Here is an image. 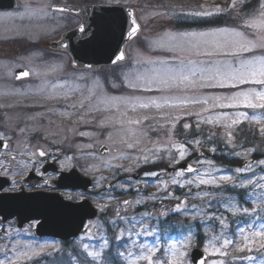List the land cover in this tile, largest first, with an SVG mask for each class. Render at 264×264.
<instances>
[{
    "label": "rangeland",
    "instance_id": "obj_1",
    "mask_svg": "<svg viewBox=\"0 0 264 264\" xmlns=\"http://www.w3.org/2000/svg\"><path fill=\"white\" fill-rule=\"evenodd\" d=\"M21 1L23 5L20 10L13 11L14 13H0V47L4 42L19 37L37 36L43 37V41L56 39L79 24V21L72 16L52 12L51 6L64 0ZM100 1L135 9L143 26L142 34L127 50L128 61L119 65L117 69L76 72L64 54L58 55L57 60L50 59L46 62L42 61L43 54L40 52L13 56L9 60L0 58L2 136L9 135V140L12 139L17 144L41 138L45 144L60 147L61 168L64 171L77 168L96 181L92 191L62 195L69 199L91 200L98 207L100 216L87 222V228L91 229L90 233L83 231L68 245L57 239L38 238L35 234V223L19 228L15 222H9L1 233L0 261L4 264H9L10 261L12 264H63L61 259L66 252L74 264H81L82 260L87 261V264H128L127 252L139 251L137 245L133 243L136 233L140 232L142 225H147L155 235H141L139 241L151 244L158 236L161 251L157 252L156 256L162 259L171 258L166 252L168 244L185 240L187 237L186 247L182 249L187 254L183 260L184 264H191L190 253L199 246V242L205 249L209 247V240L213 236L221 234L220 220L211 219V214L223 218L224 224L227 225L223 229L225 236L242 246L243 240L240 238L239 228L243 227L246 232H250L261 230L260 225H264V189L258 186L264 183V180L260 179L264 177V165L258 163L264 160V133L260 131L264 128V109L236 112L234 109L222 108L223 114L218 113L214 118L210 117L212 114L207 110L199 120L190 119L185 122L182 126L185 134L179 136L176 130L181 124L178 120L185 112L179 102L186 96L173 94L168 90L170 86L162 85L158 81L153 82L156 69L161 62L174 65L179 61L152 60L159 56L155 50L169 52L166 43L167 34L174 33L172 21L180 14L189 17L196 16L194 15L196 12L212 14L223 12L232 17L241 16L244 18L242 24L244 30L241 32L252 40L259 39L264 35V29L247 25L252 20L264 19L261 15L264 13V0H260L261 5L255 8V16L248 19H245V14L241 11L242 4L247 0H235V7L233 0ZM8 45L11 54L12 44ZM260 55H264V50L257 48L246 58ZM207 61L209 60H204ZM19 67L31 69L33 77L26 84L17 86L13 72ZM181 85L186 84L181 83L178 86ZM249 88L260 90V86H245L217 94L195 93L190 95L189 99L226 97L236 91ZM220 102L222 101L209 99L205 107L220 108L212 107L214 103ZM143 104L149 106L145 108L142 107ZM244 112L247 118L238 115ZM253 116L260 119H252ZM133 120L139 123H129ZM233 120L237 123L233 124ZM241 121L248 123L247 129L250 130L249 134L244 136L239 130V127L245 128ZM185 124L190 127L185 128ZM192 129L194 130L191 131ZM229 133H231V144L228 143ZM185 136L188 137L187 143L184 142ZM215 142L220 147L227 146L224 154L237 158L238 165L225 167L215 160L211 161V164L207 163V160H196L202 165L200 173L211 170L217 177L233 175L237 185L243 181L246 187H233L229 183H223L219 187L208 185L199 188L195 185L180 187L171 183L175 175L168 174L166 170L146 172L158 175L151 176L145 173L142 181H135L132 178V175L138 173L141 168L149 169L143 166L153 163L176 166L187 156L196 153L204 143H208L217 151L213 146V144L218 146ZM101 143H106L111 148V153L106 157L97 154V147ZM128 144H132L133 147L129 148ZM180 145H185L187 148L183 159H180L178 154ZM66 149L69 152H65ZM145 156L148 157L147 161L144 159ZM258 157L252 171L244 173L235 171L237 168H245L248 160ZM176 178L183 181L192 176ZM248 179H253L257 185H247ZM161 181L168 182L166 189ZM140 182L144 183L146 188L142 193L134 191V187ZM107 183L113 184L114 187L105 190ZM187 187L191 188L189 194H185ZM178 189H183L182 195L177 193ZM198 192L200 196H197ZM204 192H209L211 195L204 196ZM183 198H186V204L181 205L180 201ZM138 200L141 203L137 204ZM124 201L132 203L125 206ZM177 205H180V211L176 210ZM229 208H238L240 211H229ZM244 208L248 209L247 214L243 213ZM205 212L209 215H204ZM193 215L196 219H193ZM133 218L135 223H129ZM105 223H108L110 228ZM175 224L178 225L175 226L176 228L172 227L168 232L166 231L165 227ZM121 230L132 231V239L127 238L126 231L125 238L118 240L116 237ZM167 234H169L168 238H164ZM103 239L109 242L103 249V258L93 260L84 250L83 245L85 243L90 245L88 251L100 250L99 246L103 243ZM221 242L216 241L217 245ZM250 247V251L247 248L241 251L230 246L227 257L210 255V258L223 259L225 264H259L264 260V249H260L258 245ZM24 252L28 255H18ZM120 252L125 255L120 256ZM138 264L145 262L139 261Z\"/></svg>",
    "mask_w": 264,
    "mask_h": 264
},
{
    "label": "snow or ice",
    "instance_id": "obj_2",
    "mask_svg": "<svg viewBox=\"0 0 264 264\" xmlns=\"http://www.w3.org/2000/svg\"><path fill=\"white\" fill-rule=\"evenodd\" d=\"M233 7H235V0H233ZM66 8H56L54 11H66ZM219 11V9H218ZM194 15L197 16H208L212 15L211 12H196ZM264 16V13L261 14ZM135 24V21H133ZM248 27H258L264 29V19L252 20L248 23ZM137 28H133L129 32L131 37L133 32ZM83 31V29H81ZM168 51L184 53V52H194L196 55H203L207 57L211 56H223L230 59L224 60H209L207 62L192 60V59H183L177 57L179 60L176 64H169L167 62H161L158 69H156V76L153 82H159L165 86H178L179 84H189L192 86L199 87H231L239 88L240 85L251 84L260 86V90L256 88H249L247 90H239L232 93L226 97H210L208 99H196L191 98L192 103H203L208 104L209 99L213 101H222L219 104H213L212 107L220 108H248V109H264V55L253 56L251 58H246L245 54L253 53L257 48L264 50V35L260 36L257 40L249 39L245 36L243 32L236 31L235 29H217L211 32H200V33H179V34H167ZM124 54L120 53L117 59H123ZM21 76H28V72H22ZM226 101V102H223ZM148 104H143L142 107L147 108ZM160 107V105H156ZM208 109H205L207 111ZM227 115V114H225ZM238 115L245 116L246 113H239ZM252 119L259 120L260 117L253 116ZM211 122V121H209ZM242 122V121H241ZM129 123H139V121H129ZM233 124L237 123L236 120L232 121ZM185 128H189L190 125L185 124ZM261 133H264V128L260 129ZM229 139L228 143L231 144V133L228 134ZM199 143V141H196ZM128 147H133L132 144H128ZM187 148L185 145H180L178 149L179 158L183 159L186 155ZM240 155L239 153H236ZM39 155L41 157L45 156L44 151H40ZM145 161L148 160V157H144ZM207 163L211 164V161ZM260 165H264V160L258 161ZM252 163H248L245 168H237L235 171L237 173H244L246 171H252ZM195 173L194 176L190 179H185L181 181L176 177H184L185 173ZM146 175L156 176L157 173H146ZM264 180V177L260 178ZM165 189L168 187L167 181H161ZM172 184L184 187L186 185H195L199 188L202 185L216 186L219 187L223 183H229L233 187H246V184L242 181L238 185L233 178V175H220L216 176L211 170L200 173V170L192 165H188L186 169H181L175 173V176L171 180ZM247 185L256 186L257 182L253 179L247 180ZM261 189H264V183L258 185ZM201 194L198 192L197 196ZM204 196H209L211 193L204 192ZM167 198V197H165ZM132 202L124 201V205L128 206ZM137 204L141 201H136ZM186 204V202H184ZM210 204V201H209ZM195 207V205L193 206ZM103 210V209H101ZM176 210L180 211V205L176 206ZM229 211L238 212L240 209L229 208ZM243 213L247 214L248 209H242ZM119 215V213H117ZM204 215H209L207 212ZM211 219H219L222 231L219 236H213L209 240V247L205 248V252L211 256L215 257H227L229 255V247L239 248L243 251L245 248L251 250L250 246L258 245L260 249H264V225H260L261 230H253L246 232V229L241 227L238 229L240 238L243 240V245L236 244L233 239L225 236L223 229L227 227L224 224L223 218L216 217L215 214H211ZM120 219H124L120 217ZM193 219H196V216L193 215ZM113 223H115L113 221ZM129 223H135V219L129 221ZM127 231V238L132 239L133 232L130 230H121L119 235L116 237L119 239L125 238V232ZM144 236H154L155 233L149 229L147 225H142L140 232L136 233V239L133 241L137 245L139 251L138 253H133L131 251L127 252L128 264H138L139 261H144L145 264H184L183 257L186 256V251L182 250L186 247L187 237L185 240L173 241L167 245L166 252L171 257L170 259H162L156 256L157 252L161 251L160 248V239L157 236L156 239L151 243H141L139 237ZM216 241H222L217 245ZM109 244L107 239H103V243L99 246L100 250L88 251L90 245L85 243L83 245L84 250L92 257L93 260L103 258V249ZM18 255L27 256L28 253H20ZM120 256H124L125 253L120 252ZM247 259H253V257H247ZM0 264H4L3 261H0ZM9 264H12L10 261ZM199 264H225L223 259H211L209 260H200ZM259 264H264V260H261Z\"/></svg>",
    "mask_w": 264,
    "mask_h": 264
},
{
    "label": "water",
    "instance_id": "obj_3",
    "mask_svg": "<svg viewBox=\"0 0 264 264\" xmlns=\"http://www.w3.org/2000/svg\"><path fill=\"white\" fill-rule=\"evenodd\" d=\"M18 7L20 4L16 0H0V10ZM56 8H66V12L82 18L78 28L64 33L59 41L51 44L55 49L68 52L73 67L78 69H93L125 61L127 44L142 30L135 11L131 8L115 5H60L54 7ZM133 28L137 30L130 37L129 32ZM120 53L124 54L123 59H117ZM22 72H28L29 75L21 76ZM15 75L17 81L31 76L27 69H19ZM109 151L106 145L99 148V152L103 155L108 154ZM198 156L212 159L214 153L207 147H201ZM188 165L200 169L198 165L190 162H182L178 168L186 169ZM168 171L175 174L177 169L169 168ZM186 174L194 173L186 172ZM92 185L91 179L85 178L77 170H72L63 173L60 180L52 184V187L87 190ZM110 187L111 185L107 186ZM143 189V186L138 187L140 191ZM190 192L191 189H188L186 194ZM184 202L186 199L182 201ZM0 215L4 219L17 218L20 227L32 220L40 221L36 228L38 236H49L66 241L79 236L87 220L94 219L98 211L88 200L73 203L64 200L56 193L33 192L0 195ZM200 260H209V255L202 248L197 247L191 252V264H199Z\"/></svg>",
    "mask_w": 264,
    "mask_h": 264
},
{
    "label": "flooded vegetation",
    "instance_id": "obj_4",
    "mask_svg": "<svg viewBox=\"0 0 264 264\" xmlns=\"http://www.w3.org/2000/svg\"><path fill=\"white\" fill-rule=\"evenodd\" d=\"M66 3H70V1L66 0ZM3 12H9V10H0V13ZM76 18L79 19L78 17ZM41 38L38 41L29 38H18L16 39L18 40L17 42H22L23 45L12 46L19 53H26L28 50L40 52L43 54V61L48 59L57 60L56 58L61 52L49 48L47 46L48 41L42 43ZM35 43H37L38 48H34L36 46ZM8 44L9 41H6L0 47V58L3 60H9ZM27 81L15 83L20 86L26 84ZM40 151H44L46 155L41 157L39 155ZM187 159H189V156L185 160ZM61 160V150L56 145L34 141L17 144L12 139L9 140V135L7 137L2 136L0 130V195L24 191L31 192L34 190L31 185L36 182L39 183L38 190L50 191L47 188V183L59 177L62 171ZM190 161H195V158L190 157ZM8 225L9 219L4 220L0 216V238L1 233Z\"/></svg>",
    "mask_w": 264,
    "mask_h": 264
},
{
    "label": "trees",
    "instance_id": "obj_5",
    "mask_svg": "<svg viewBox=\"0 0 264 264\" xmlns=\"http://www.w3.org/2000/svg\"><path fill=\"white\" fill-rule=\"evenodd\" d=\"M260 0H252L250 2H247L243 5V11H249L252 7L256 6L258 4ZM229 22V18L228 16L224 15V14H218V15H214L211 17H201V18H187V19H178L175 22V27L178 30H200V29H209V28H214V27H221V26H225L227 25ZM216 160L230 165L232 166L233 164H235L234 160L229 159L227 156H217ZM179 225V223H177ZM177 224L175 225H170L165 227L166 231L168 232L170 230V228H176L175 226H178ZM105 225H107L108 228L109 224L105 223ZM167 234L164 238H168ZM163 240H161L162 242ZM72 241L65 243L66 245L70 244ZM199 246L201 245V242H199L198 244ZM115 259V258H114ZM63 264H74L72 258H69L67 256V253L65 252L63 254V259H61ZM87 261L82 260L81 264H87Z\"/></svg>",
    "mask_w": 264,
    "mask_h": 264
},
{
    "label": "crops",
    "instance_id": "obj_6",
    "mask_svg": "<svg viewBox=\"0 0 264 264\" xmlns=\"http://www.w3.org/2000/svg\"><path fill=\"white\" fill-rule=\"evenodd\" d=\"M204 32H211V31H204ZM183 54L189 56L186 57ZM177 53V57L183 58L185 60L194 57L195 60L198 61H204V60H217V57L220 56H211V57H207V56H203V55H196L194 54V52H189V53ZM176 61H179L178 59H176ZM215 88H219V87H212V88H206V87H199V86H192L189 84L186 85H181V86H170L169 87V91H171L172 93H176L179 95H185L186 97L181 100L179 102L180 107L185 109L184 115H186L185 117L191 116V117H197L200 118L202 116L205 115L206 111V107L205 104L203 103H192V102H186V101H190L191 98L189 99V96L192 94H200L202 92H205L207 90H211V89H215ZM196 99H200L203 100L199 97H195ZM213 110V109H212Z\"/></svg>",
    "mask_w": 264,
    "mask_h": 264
}]
</instances>
